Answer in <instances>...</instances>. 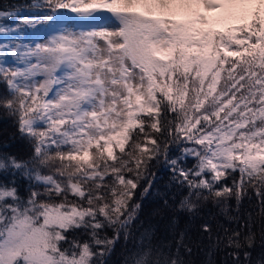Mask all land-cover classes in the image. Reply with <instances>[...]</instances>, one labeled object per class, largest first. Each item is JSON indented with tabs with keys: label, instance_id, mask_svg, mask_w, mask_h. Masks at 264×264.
<instances>
[{
	"label": "snow or ice",
	"instance_id": "6c2138e0",
	"mask_svg": "<svg viewBox=\"0 0 264 264\" xmlns=\"http://www.w3.org/2000/svg\"><path fill=\"white\" fill-rule=\"evenodd\" d=\"M33 7L0 11L14 23L0 24V108L32 149L26 159L0 153V264H107L121 239L135 241L134 197L148 194L161 158L187 190L180 209L213 200L231 215L236 201L237 228H222L209 255L224 243L233 264H264V0ZM250 189L257 205L241 214ZM150 228L124 264H194L185 232L173 254ZM202 231L213 239L209 223Z\"/></svg>",
	"mask_w": 264,
	"mask_h": 264
},
{
	"label": "trees",
	"instance_id": "16d2710c",
	"mask_svg": "<svg viewBox=\"0 0 264 264\" xmlns=\"http://www.w3.org/2000/svg\"><path fill=\"white\" fill-rule=\"evenodd\" d=\"M40 2H42V0H0V11L15 9L36 11L33 6ZM0 24H13L14 26L12 20L0 21ZM238 38H242V35ZM225 67H227V65ZM223 76L224 73H222L221 85L223 84ZM217 90L219 91V85ZM4 92V85L0 84V93ZM239 95L240 94L237 93V97H239ZM201 111H203V109H201ZM197 127H199V125H197ZM145 131L149 130L145 128ZM154 136L158 139V134H154ZM129 143H131V141H129ZM148 147H152L150 142L148 143ZM31 151L30 142L22 137L18 131L16 117L9 115L0 108V153L8 152L26 159L31 155ZM169 152L173 154V159L180 155L179 149L172 144L169 145ZM118 154L117 152V155ZM186 163L190 167L195 163V160L187 158ZM151 172L154 174L155 178L152 179L153 186L149 189L148 194H144L142 198L134 197L136 202L141 205L138 211L139 222L136 224V228L132 230L136 239L135 241L131 239L125 241L121 239L115 246L112 254L108 257L107 264H124L129 253L134 251L133 244L140 243V233L149 225L151 226L150 234L154 232V236L152 237L153 244L159 245L165 253H167L168 248H171L173 254L175 253L176 243L179 241L180 233L185 232L187 236L186 242L193 247V254L191 257H188V259H191L194 264H208L209 259H211L212 264H233L235 258L228 254L232 251L231 248L226 247L225 244L222 243L218 248L213 247L211 255H209L208 246L213 243L217 233L221 236L224 235L223 232L220 231L222 228H237V223L233 220V216H236L237 210L236 201H229L231 215L222 212L221 208L213 200L202 202L198 206V212L190 213L179 208L178 201L183 195L187 194V190L176 187L172 183L171 169L163 158L159 161L154 160L152 162ZM238 178L239 174L237 173V179ZM4 179V175L0 173V180ZM8 179L13 178L8 177ZM15 179L22 189V194L26 195L29 186L28 180L22 176L16 177ZM229 183H231V181H229ZM145 187H147V185H145ZM137 192H143V188L139 187V185ZM249 197L250 199L246 197L241 201V214H244L246 210H252L257 205V196L251 189L249 190ZM69 198L71 199V197ZM166 200L167 204H165ZM237 219H239V217H237ZM205 222L212 226V240L208 238L207 233L202 231V225ZM242 223L243 221H241V224ZM136 229H139V232H137ZM254 231L257 234V246L253 253V260L256 259L261 251L259 247V222H257L254 227ZM75 235H79L82 240L87 238V234H82L80 232H77ZM181 252H183V249H181Z\"/></svg>",
	"mask_w": 264,
	"mask_h": 264
}]
</instances>
